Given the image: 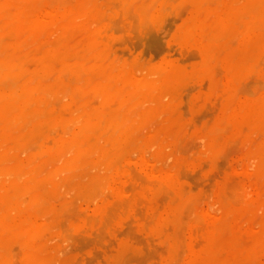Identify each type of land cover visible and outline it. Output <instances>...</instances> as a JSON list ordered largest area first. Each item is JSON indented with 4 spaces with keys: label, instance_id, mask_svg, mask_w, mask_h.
Listing matches in <instances>:
<instances>
[{
    "label": "rangeland",
    "instance_id": "1",
    "mask_svg": "<svg viewBox=\"0 0 264 264\" xmlns=\"http://www.w3.org/2000/svg\"><path fill=\"white\" fill-rule=\"evenodd\" d=\"M44 1L51 7L57 6L59 1V3H63V0H54L57 2L50 5L53 0L50 1L51 3H49V0ZM69 1H64L67 4L66 7L69 5L72 6L73 4L76 5L79 2L77 0ZM93 1L97 2H94L97 6L99 5V12H103L100 14L98 12L99 17H97L98 15L94 16L96 21L91 19L93 16L88 17L90 19L87 21L91 25H89L88 28L90 29V27L93 28L95 25L98 26V24H102L100 25L101 28L98 26L99 31H101L99 32L101 33V40L100 37L99 40L104 48L106 46L105 49L109 52V54L107 52L109 60L111 57L110 61L114 59L113 62H115L116 59L119 65L125 66L128 69L132 67L131 70L134 69V72L140 78H142L143 75L144 77L150 76V74L152 76V73H154L152 78H156V76L162 73V81L164 77L166 80V77L171 75H169L171 71L169 72L167 70L170 69L168 66L169 63H171L173 67L182 69L183 75L179 76L177 78L178 80L172 79L174 82L171 81L172 83L168 84L170 87L166 86V84H162L160 87L161 89L158 88L161 93H159V91L156 92L155 100L147 99L145 102H148H144L141 106L144 107L145 110L140 107L133 109L134 112L136 110L134 119L137 118L135 120L138 121H131L133 122V124L131 123L132 126H135L131 127V133H133L131 136L133 135V140L135 141L131 139L130 141L132 144L130 141L127 142L123 152L120 151L117 153L116 161L118 162H115L117 163L116 166L112 167L111 165L110 167L107 163H103L99 160H92V158H90V160L88 159L86 162L90 161L92 166L87 163L85 167V161H82L79 164L77 163L80 165L79 167H82L78 169L74 168L77 166L73 162L69 166L72 168H69V170L71 169L72 171H69L67 170L68 167L64 165V161H62L64 157L61 159V156H56V158L59 157L56 159L58 163L54 162L52 164V159H54V157L50 158L51 161L49 163L51 164L45 163L47 165V168H45L47 174L51 172L52 169L50 168H53L54 171L50 176L51 183H48L51 185H47L49 194L52 195L53 193L54 197H58V199L55 200L52 198L53 196L51 197V195H49V197L52 198V201L49 200L51 207L48 208V210H38V213L40 212L41 214H37L36 212L35 216V219L40 222L39 224L42 227L39 244H43L39 246L41 247V251L44 250L45 264H264V129L263 127L248 125L243 122L235 131H231L223 136L220 141L215 143L210 142L209 132L207 130L210 129L217 117L223 112L226 101L225 84L227 75L225 66L222 62L213 64L215 67L214 80L208 72L198 70L202 58L201 49L189 35L183 32L185 24L183 20H186L192 9V5H189L192 3L191 0H169L163 6L164 8L161 7L163 9L156 14L157 16H149V19L145 18L148 22L137 16L136 13L138 11L135 9L134 5L132 9L130 6H127L130 8H127V14L125 9L121 7L119 1V4L116 0ZM111 1L115 3L116 6H114ZM103 4H106L107 6H105L107 8L105 7V9L101 10L100 7H103ZM63 6H65V4ZM112 6L114 7L112 8ZM129 10L134 13V16L132 12L129 13ZM112 11L115 12L112 13ZM118 12H121V14ZM105 13L107 14L105 15V19H103ZM177 13L179 17H177ZM130 14L133 17L130 16V18H128ZM172 14L178 19L176 20ZM126 15L127 17H124ZM81 20L83 22L84 18H80L78 21L81 22ZM98 20L99 22H97ZM111 20H117V22L113 21V24ZM121 20L122 22L126 21V24L123 23L124 26L122 22H120ZM127 21H129V23ZM143 21H145L146 24ZM131 22L133 24L136 23V27H134L135 25H131ZM92 24L95 25L93 26ZM119 24L122 26L121 30H119ZM115 27L119 28L114 29ZM132 29L135 30L132 31ZM153 31L154 34L156 36L159 35L160 38L159 36L157 38L154 37ZM109 33H111V35ZM44 34L47 35L46 33ZM43 35L42 37L45 36ZM103 37L106 38L104 39ZM139 40L141 43H139ZM36 43H31L29 46L27 43L25 50H30V48L32 50V48H35L37 45ZM116 54L119 55V57H116ZM31 60L32 62H30V64L33 65L34 59ZM164 66H166V68H163ZM142 68L143 71H141ZM158 69L160 71L157 72L158 74L156 72H150V70L158 71ZM206 77L207 79H205ZM169 88L171 89L169 90ZM181 90L183 91L181 92ZM241 94L239 98L243 99L245 96L242 95V98ZM164 95L167 96L165 97ZM184 96H187V98ZM64 98L66 101L68 100L67 97ZM188 98L190 100H188ZM65 99H63V101H65ZM156 99L158 101H156ZM91 100H95L93 104L98 105L99 102L96 98H91ZM151 101H153V103ZM55 102H57L56 105H58L60 100H55ZM195 103H197V105ZM212 108L215 109L211 110ZM138 110L143 112L137 113ZM145 111L147 112L145 113ZM136 114H139V117ZM197 117L201 119L199 120ZM243 118L244 116L242 113H239L236 117L238 121H242ZM204 124L205 127L203 126ZM187 125H190V127ZM244 125L246 128L244 127L242 130ZM57 129L59 128H53L51 134L56 135ZM179 131H181V133ZM170 135L172 137H170ZM179 136L181 138H179ZM237 137H239L240 142ZM140 138L141 140H139ZM236 138L238 140H236ZM49 140L50 143L51 138ZM235 140L237 142H235ZM36 142L37 141H34V143L32 142L34 145L31 143V148L33 150L29 148L27 152L34 153V150L37 152V149L34 147ZM27 144L28 143H26L25 146ZM27 146L24 149H26ZM232 146L235 148L234 150ZM146 148L149 149L147 150ZM24 149H21L20 153L26 152ZM145 149L150 151L145 152ZM228 149H232L230 150L231 152H229ZM222 152L223 154H221ZM26 154L27 156H25ZM69 154L72 156L74 153H67L68 157H70ZM20 155L26 158L29 156V153ZM92 162L94 165H98H96L97 168H95ZM102 163L104 165H102L101 168L100 165ZM124 164H126V166ZM172 165L174 166L172 167ZM107 166H109L110 169L107 168ZM64 168H66V171ZM42 170V172H44V168ZM109 170L113 171L111 172ZM59 172L61 174L57 176ZM155 172L158 173L156 174ZM45 173H42L43 176L47 175ZM54 173H56V175ZM85 174L92 176L87 178L88 175L86 176ZM140 174L143 176L141 177ZM53 175L57 177L54 178ZM93 175H96L95 179H108V182L111 184L107 185V188L105 187L106 190H99L104 188L102 186H99L101 188H98V186H89L93 184L92 182L89 183ZM72 177L74 179H72ZM80 178H83L84 181ZM55 179H59V181H57L59 185H57V182L53 184ZM159 180H161V182ZM151 183L154 184L152 185ZM53 185L54 187H51ZM56 185L58 187H56ZM60 188H62V190ZM51 191L52 193H50ZM100 191L103 192L101 193ZM62 193L65 195L63 196ZM58 194H61L62 197H59ZM105 195L106 198L104 197ZM128 196L130 198H128ZM24 197L28 199L27 197L29 196L24 195ZM103 197L104 199H102ZM122 199H126L127 201L125 200L124 203H122ZM173 199H175V201ZM134 204H138L139 206H135ZM108 207L111 208L108 210ZM139 210L142 216L140 212L138 213ZM155 210H157V212ZM245 211L250 214L248 215ZM49 212H51L50 215L48 214ZM114 212L116 213L113 215ZM105 213L106 215L111 214L110 219L112 218L113 220H108L107 218L106 222L103 216ZM43 214L44 216L41 217ZM45 215L47 216V220L49 219L48 221L45 219ZM48 215L51 216L52 219ZM75 218L77 219L74 220ZM226 218L228 219L226 220ZM121 230H124L123 232L125 235L121 233ZM226 230H228V232ZM11 243H9L10 246H8L9 248L12 246V249H10L12 253L8 248L9 255L11 253L9 261L13 264H25L23 257L21 258V256H23L21 245H18L17 241H11ZM12 257H15L13 258L14 261ZM1 258L0 262L2 260Z\"/></svg>",
    "mask_w": 264,
    "mask_h": 264
},
{
    "label": "bare ground",
    "instance_id": "2",
    "mask_svg": "<svg viewBox=\"0 0 264 264\" xmlns=\"http://www.w3.org/2000/svg\"><path fill=\"white\" fill-rule=\"evenodd\" d=\"M50 1L52 0H49V3H51ZM57 1L53 0L50 5H53ZM64 1L65 0H63L65 6H63L64 4L62 2L59 3L60 2L59 1L57 6L51 7L48 6L44 0H0V258L2 257L0 264H13L9 261L12 253V251L10 250L12 249V246L11 248H9L8 246H10L9 243H11V241H17L18 245L19 244L21 245L23 256L21 255L20 256L21 258L23 257V261L25 264L46 263V261L44 262V258H45L44 257L45 255L43 253L44 250L41 251V247H40L43 243L39 244L40 242L39 239H41L40 236L42 232V227L39 224L40 222H38L35 219V216H36V212L37 214L40 213V212L38 213V210L39 211L41 209L48 210V208L51 207L49 200L52 201V198H54L55 200L58 199V197L56 198L53 196L52 191L50 192L52 193V195L49 194L48 191L49 189L47 188V185L48 186L51 185L48 183H51L50 176L54 172L53 168H50L52 170L51 172H48V174L47 171L45 170V168H47L46 164H51L49 163L51 161L50 158L54 157V159H52L53 161L52 164H53L54 162L58 163L56 159H58L59 157L56 158V156H61V159H63L64 157L62 161H64V165L68 167L67 170L71 168L69 166L73 162L77 166L74 168H78V169L82 168L79 167L80 165L78 164L81 163L82 161L86 162L88 159L90 160V158H92V160H99L103 163H107L110 167L111 165L112 167L116 166L117 163L115 162H118L116 161L117 153H119L120 151L123 152L126 143L129 142L131 139L133 140V135L131 136V134H133L131 133V127H133L134 125L132 126L133 122L131 121L138 122L137 120H135L137 118L134 119V114L136 110L134 112L133 109L139 107L144 109V107L141 106L144 104V102L147 99L151 100L156 97L157 94L156 92L159 91V89H161L160 87L162 86V84L163 85L166 84V86H169L168 84H171L172 83L171 81L174 82V80L172 79H177L179 76L183 75L182 69L173 67L171 66L172 64L169 63L168 66L170 69L167 70L169 72L171 71V73L168 72L169 75L170 74L171 75L166 77V80L164 77V80L162 81L163 78L161 76L162 73L161 75L156 76V78H152L154 74L152 72H156V73L160 72L159 69L158 71L150 70V72L152 73V76L150 74L151 77L150 76L144 77L143 75V77L140 78L138 77V75H136L134 69L131 70L132 67L131 68L129 67L130 69L129 70L127 67L119 65L118 64L119 62L116 61V59L115 62L117 63L113 62L114 59L110 61L111 57L110 60L108 57L109 52L107 51V49H105L106 46L105 48L103 47L100 41L101 33L99 32L101 31H99L98 26L102 24H98L97 26L95 25L96 23L94 22L95 24L92 25L93 26L95 25V27L93 28L90 27V29L88 28V26L90 25L89 22L87 21L90 19L88 17L93 16L91 19H94L95 15H98L97 17H99V14L103 12V11L99 12V8H98L99 5L97 6L96 4L97 2L93 0H77L79 2L76 5L73 4L74 6L73 5L70 6L68 4L69 6L66 7L67 6L66 2H68L69 0H66V2ZM118 1L121 7L125 9L127 14H128L127 12L128 9H130L128 7L130 6L132 9L134 5L135 9L138 11L136 13L137 16L145 20V18L149 19V16L152 17H154V15L157 16L156 14H158L159 11L164 8L163 6L169 0H116L117 3ZM191 2L192 3L189 4L192 5L191 12L187 16V18L185 17L186 20L185 19L183 20L185 22L183 32L189 35L190 38H192L199 45L201 49L202 58L198 70L208 72L214 80L215 67L213 66V64L216 62H222L225 66L226 75H227L226 84H225L226 101L223 112L217 117V119L210 127V129L207 130L209 132L210 142L215 143L220 141L223 136H225L231 131H235L243 122L247 123L248 125H256L259 127H263L264 129V115H263L264 114L263 113L264 111V0H191ZM113 4L114 6H116L115 3ZM105 5L103 7H100L101 10L105 9V7L107 6ZM114 6H112V8ZM114 12L112 11V13ZM131 12L129 10V13ZM118 13L121 14V12ZM106 14L107 13L104 14L103 19H105ZM176 15L177 17H179L178 13ZM130 16L131 14L129 15L128 18H130ZM172 16L174 15L172 14ZM124 17H127V15ZM80 18H84V21L85 19L86 21L82 22L81 20V22H79L78 20H80ZM135 19L137 21L136 17ZM177 19L178 18H176V20ZM94 20L96 21V19ZM99 20L97 22H99ZM113 21L111 20V23ZM115 21L117 22V20ZM120 22H122V20ZM127 22L129 23V21ZM146 22H148V20ZM123 23L126 24V21L125 22L123 21L122 25ZM135 24L132 23L131 25L134 26ZM119 25H120L119 30H121L122 26L121 24ZM134 27H136V25ZM118 28L115 27L114 29H118ZM133 30L135 29H132V31ZM44 33H46L47 35H45ZM109 34L111 35V33ZM150 34L153 35L154 31L153 34L152 33ZM42 35L44 37H42ZM153 36L157 38L159 35L156 36L154 34ZM42 38L43 39L47 38V39L43 40ZM140 40L139 43H141ZM27 43L28 46L31 43H36L37 45L35 46V48H32V50L31 48L30 50H25L26 48L25 46ZM117 56L119 57V55L116 54V57ZM31 59H34L33 61L34 63H32L33 65L30 64V62H32ZM143 68L141 71H143ZM163 68H166V66H164ZM205 79H207V77ZM170 89L171 88H169V90ZM174 91L177 92L176 90ZM182 91L183 90H181V92ZM159 93L161 92L159 91ZM240 94L242 98H243L242 95H244L245 97L243 99H240L239 98ZM164 96L166 97L167 95ZM64 97H67L68 100L66 101ZM93 97L96 98V100H98L99 102L98 105L93 104L95 101V100H91V98L94 99ZM184 97L187 98V96ZM63 99H65V101H63ZM55 100L57 101L60 100V103L58 102L59 106L56 105L57 102H55ZM188 100L190 99L188 98ZM156 101L158 100L156 99ZM151 102L153 103V101ZM195 104L197 105V103ZM213 109L215 108H212L211 110ZM138 112L140 113L143 111L138 110L137 113ZM146 112L147 111H145V113ZM239 113L240 114L242 113L244 116L242 121H238L236 119ZM136 115L138 116L139 114ZM200 119L201 118H199V120ZM203 126L205 127V124ZM188 127H190V125ZM244 127L245 125L242 127V130ZM53 128L60 129V130L57 129L56 135L51 134L52 133L51 130ZM179 132L181 133V131ZM49 137L51 138L52 143L51 142L49 143L50 141ZM170 137L172 136L170 135ZM239 137L237 138L239 139ZM179 138L181 137L179 136ZM237 138L236 140H238ZM139 140H141V138ZM236 140L235 142H237ZM34 141H37L35 143L36 145L34 146L37 149V152H35V150L33 151L34 153L27 152L29 148L32 149L31 143L32 142L34 143ZM26 143L30 145L27 144L29 147L26 145L27 148L24 149L26 147L25 146ZM21 149H24L26 152L20 153ZM146 149L145 152L149 148L147 150ZM234 149L235 148H233V150ZM230 150L229 152H231ZM69 152L74 154L72 156L69 154L70 157H68L67 153ZM23 153L24 154L29 153V156L24 158L20 155V154L23 155ZM221 154H223V152ZM25 156H27V154ZM85 162H84L85 167L87 163L90 164V161L86 163ZM103 163L100 165V167L104 165ZM90 165L92 166V164ZM96 165L97 164L94 165L95 168H97L98 166ZM124 165L126 166V164ZM109 166H107V168H109ZM173 166L174 165H172V167ZM43 168H44V172H42ZM64 169L66 171V168ZM71 169L69 171H72ZM153 170H154V165H153ZM42 173H45L47 175L43 176ZM54 174L56 175V173ZM60 174H61L60 172L59 174L57 173V176ZM55 175H53L54 178L57 177ZM85 175L87 176L88 174ZM89 176L92 175H88L87 178H89ZM142 176L143 175H141V177ZM95 177L96 175L95 176L93 175V178L91 177L92 180L90 179L91 181L89 183L92 182L93 184L89 186L92 187L98 186V188H101L99 186H102L104 188H101L99 190H103V189L106 190L105 187L107 188V185L111 184L108 182V179L105 178L95 179ZM83 178L80 179L83 180ZM72 179L74 178L72 177ZM57 181H59V179L57 180L55 179V181H53V184H56ZM159 181L161 182V180ZM58 183L59 182H57V185H59ZM57 185L56 187H58ZM51 187H54V185ZM60 189L62 190V188ZM184 191L189 192L187 190ZM100 192L102 193L103 191ZM24 195L26 196L28 195L29 196L27 197L28 199H26ZM49 195L53 197L51 198L49 197ZM60 195L61 194H58L59 197H62L63 193L61 196ZM173 195L175 196V194ZM104 197L106 198V195ZM104 197L102 199H104ZM128 198L130 197L128 196ZM125 200L122 199L123 201L122 203H124ZM173 200L175 201V199ZM135 206H139V205L137 204ZM110 208L108 207V210ZM155 211L157 212V210ZM139 212L140 210L138 211V213ZM50 213L51 212H49L48 214L50 215ZM106 213L103 215L105 221L107 220V218L109 220L111 217L110 216L111 214L110 215L107 214L109 216L108 217ZM115 213L116 212H114L113 215ZM245 213L247 212L245 211ZM43 216L44 214L41 217ZM46 217L47 216L45 215V219L47 220ZM49 217L51 218V216ZM76 219L77 218H75L74 220ZM227 219L228 218H226V220ZM110 220L113 219L111 218ZM123 231L121 233L125 235ZM226 231L228 232V230ZM8 248L11 251L10 255ZM13 258L15 257H12V260Z\"/></svg>",
    "mask_w": 264,
    "mask_h": 264
}]
</instances>
